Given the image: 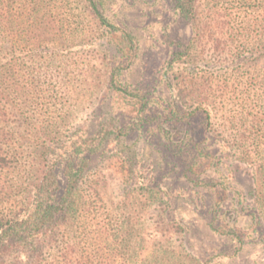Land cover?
<instances>
[{"label": "rangeland", "instance_id": "rangeland-1", "mask_svg": "<svg viewBox=\"0 0 264 264\" xmlns=\"http://www.w3.org/2000/svg\"><path fill=\"white\" fill-rule=\"evenodd\" d=\"M94 2L115 30L90 0L42 2L48 62L18 78L42 92L0 119L16 157L2 208L31 192L56 143L81 139L83 190L107 227L86 247L93 264H264V0H195L192 22L175 0Z\"/></svg>", "mask_w": 264, "mask_h": 264}, {"label": "trees", "instance_id": "trees-1", "mask_svg": "<svg viewBox=\"0 0 264 264\" xmlns=\"http://www.w3.org/2000/svg\"><path fill=\"white\" fill-rule=\"evenodd\" d=\"M42 2L0 0V119L8 114L10 99L18 101L24 95L33 93L36 97L42 92L35 86L30 89L22 86L18 79L22 73L20 65H46L48 62V54L42 57L46 56L43 64L36 61L39 27L52 28L51 22L46 23L45 18L50 16L53 8L49 3L42 5ZM175 4L186 22L194 20L195 0H175ZM90 5L101 23L115 30L94 0H90ZM115 78L113 76L111 82L114 90L136 98L135 93L122 89ZM173 112L180 115L177 110ZM6 139V134L0 131L1 180L16 158L11 151L2 148ZM55 146V156L46 162L39 182L32 186L27 196L16 201L10 199L5 208H2L3 198L0 199V264H40L56 244L62 246L61 264L94 263L92 253L86 247L106 235L107 227L102 225V214L92 210L83 190L90 163V153H87L90 151L87 150L90 149L84 148L81 139L70 146L68 138L62 139ZM212 226L215 231L221 229L213 222ZM224 234L235 235L231 230Z\"/></svg>", "mask_w": 264, "mask_h": 264}]
</instances>
